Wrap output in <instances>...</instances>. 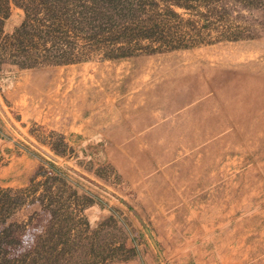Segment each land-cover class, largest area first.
I'll return each instance as SVG.
<instances>
[{
	"label": "rangeland",
	"instance_id": "1",
	"mask_svg": "<svg viewBox=\"0 0 264 264\" xmlns=\"http://www.w3.org/2000/svg\"><path fill=\"white\" fill-rule=\"evenodd\" d=\"M176 9L188 16L184 9ZM23 18V9L10 3L9 15L1 25L3 32L11 33ZM263 19L264 12L256 10L246 23L257 27ZM259 67L264 71L263 31L251 39L120 59L31 67L4 63L0 66V136L11 133L9 111L19 116L15 104L22 94L31 97L32 107L45 118L29 126L38 142L20 137L11 149L0 151V171L11 154L26 153L39 161L28 180L0 186L24 187L33 177L43 181L47 175L59 173L66 181H55L52 189L76 212L74 232L82 241L92 238L102 244L125 238L128 250L118 256L129 257L105 264H253L255 259L235 261L227 254L232 249L226 250L216 241L187 242L183 237L202 232V224L210 223L225 197L232 194L230 185L238 183L249 168L255 176L256 172L264 175V149L260 153L253 143L231 138L238 128L228 117L221 96L236 80L239 83L238 79L232 81L237 74L258 75L255 70ZM68 110L79 117L64 133L55 122L60 111ZM87 119V130L80 128L81 120ZM24 165L19 162V168ZM9 172L16 174L6 169V177ZM246 187V193L258 195L257 207L264 221V177L262 185L251 182ZM40 192L42 186L33 199L0 222V237L10 243L6 255L11 261H20L32 250L54 218L57 205H48ZM122 199L143 217L162 257ZM244 212L240 210L235 217ZM86 226L95 233L86 232ZM235 226V222L228 223L216 235L228 238ZM239 247L235 242L233 252L240 254Z\"/></svg>",
	"mask_w": 264,
	"mask_h": 264
},
{
	"label": "trees",
	"instance_id": "2",
	"mask_svg": "<svg viewBox=\"0 0 264 264\" xmlns=\"http://www.w3.org/2000/svg\"><path fill=\"white\" fill-rule=\"evenodd\" d=\"M10 3L23 9L24 18L11 33H4L1 25ZM256 10L264 12L263 0H0V66L120 59L251 39L264 32V21L257 27L246 23ZM55 181L66 179L56 172L43 181L33 177L24 187L0 186V222L33 199L41 186L40 197L48 205H57L45 234L20 261L8 259L10 243L0 237V264H105L128 258L118 256L128 250L122 236L102 244L80 239L74 232L76 212L52 189ZM108 220L113 219L109 216ZM87 227L86 232L95 233Z\"/></svg>",
	"mask_w": 264,
	"mask_h": 264
},
{
	"label": "crops",
	"instance_id": "3",
	"mask_svg": "<svg viewBox=\"0 0 264 264\" xmlns=\"http://www.w3.org/2000/svg\"><path fill=\"white\" fill-rule=\"evenodd\" d=\"M255 71L258 72V75H253L247 71L237 74V77L232 81L238 79L239 83L236 80L232 83V86L229 87L227 94H221V96L225 109L229 111L228 117L232 119L238 128L237 132L231 134V138L235 141L239 140V143L251 142L261 153L260 148L264 149V71L261 67L257 68ZM15 108L19 116L9 111L12 124V129H10L11 133L9 132L10 134L6 138L0 136V151H3V153L5 150L11 149L9 146H13L20 137L26 141L38 142L35 134L29 130V126L32 125V123L40 122L39 119L43 120V118H45L44 116L40 117L41 113H37L32 107L31 97H27L25 94H22L18 98ZM60 112L62 114H60L58 121L55 122V126L59 123L56 128H59L61 132L67 133L68 129L72 128L73 121L78 118L79 115H77V113L75 115V112L70 110ZM88 122L89 119L81 120L80 128H82V126L85 127V124H88ZM41 146H43V144H41ZM19 162L25 164L23 168H19ZM38 163L39 161L36 158L27 156L26 153L22 155L11 154L10 161L4 166L5 168L3 171H0V176L3 177L0 179V184L26 183L28 180L27 177L33 172V167ZM257 163L261 164L259 161H257ZM6 169L9 171L12 170L16 172V174L11 176L12 174L9 172V176L6 177L4 173ZM260 171L263 173L261 167ZM257 173L258 172H256L255 176L252 168H249L239 179L238 183L233 182L235 184L232 183L230 185L229 191V193L232 194L225 197V201L219 205L218 212L213 216L210 223L202 224L200 227L202 232H197L196 235L194 234L189 238H183L187 242L201 239L216 241L219 245H225L226 250L231 248L232 252L227 254L231 255L237 262H248L255 259L256 261L254 260L255 262L253 264H264V221L263 213L257 207L260 199H257L258 195L255 193L252 192L253 194H249L245 191V189L248 188L246 186L251 182H253L254 186L255 183L258 184V186H260V184L262 185L264 175H258ZM254 195L256 196L253 199ZM251 199H253V203L251 207H248V205L251 204ZM230 202H234L233 205L230 206ZM240 210H244V214L240 217H235ZM258 213H262V215H258L254 218L253 216ZM231 222H235L236 226L230 231V237L225 239L219 238L220 236L216 234L225 229L226 225ZM223 240L225 242L221 243ZM235 242L240 246L238 248L240 254L233 252ZM198 253L201 254V250H199ZM238 256L242 257L241 260ZM123 264H131V262Z\"/></svg>",
	"mask_w": 264,
	"mask_h": 264
},
{
	"label": "water",
	"instance_id": "4",
	"mask_svg": "<svg viewBox=\"0 0 264 264\" xmlns=\"http://www.w3.org/2000/svg\"><path fill=\"white\" fill-rule=\"evenodd\" d=\"M67 167L69 169H71L72 171H74L75 173H77L78 175H80L81 177L85 178L86 180H88L91 183H94L95 185L99 186V187H104L102 184H100L98 181H96L95 179H93L92 177L88 176L87 174L83 173L82 171L67 165ZM122 202L130 209V211L135 215V217L137 218V220L139 221V223L142 225V227L144 228L146 234L148 235L152 245L154 246V248L156 249V251L158 252V254L162 257V252L161 249L154 237V235L152 234L150 228L148 227L147 223L145 222V220L143 219V217L140 215V213L133 207L131 206V204L129 202H127L126 200L122 199Z\"/></svg>",
	"mask_w": 264,
	"mask_h": 264
}]
</instances>
